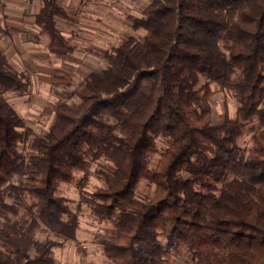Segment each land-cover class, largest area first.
<instances>
[{"label":"trees","instance_id":"obj_1","mask_svg":"<svg viewBox=\"0 0 264 264\" xmlns=\"http://www.w3.org/2000/svg\"><path fill=\"white\" fill-rule=\"evenodd\" d=\"M73 11L41 0L50 53L74 50L55 21ZM130 19L142 38H122L77 87L58 91L69 75L53 72L41 134L4 98L31 87L0 52V264H55L52 247L78 227L56 190L93 160L103 187L79 184L80 202L109 225L111 264H170L183 247L191 264H264V0H152ZM210 83L236 103L216 124ZM254 119L246 151L238 140ZM143 180L154 187L138 196ZM40 226L58 240L37 239Z\"/></svg>","mask_w":264,"mask_h":264},{"label":"rangeland","instance_id":"obj_2","mask_svg":"<svg viewBox=\"0 0 264 264\" xmlns=\"http://www.w3.org/2000/svg\"><path fill=\"white\" fill-rule=\"evenodd\" d=\"M152 0H58L61 5L72 9L68 19L57 17L56 28L72 43L74 50L71 53L60 55L52 60V71L57 66L61 71L68 73L69 84L59 85L58 91L71 90L77 87L90 71L107 66V54L120 44L122 38L132 36L141 39L144 31L132 27L131 17L140 16L142 10ZM46 36V35H45ZM47 38V36H46ZM45 79L39 80L36 76L29 77L30 91L20 95L15 92H6L3 96L6 101L22 117L26 126L34 134L46 131L53 119V114L45 111L51 101L56 100L50 73L48 69ZM28 74V73H27ZM44 80V81H42ZM32 85V86H31ZM212 95L209 98L212 107V122H221L225 113L234 115L236 103L234 99L220 89L215 83H210ZM258 131L256 119L247 122L238 143L248 151L252 144V137ZM32 137V136H31ZM28 141L23 149L28 150ZM164 140L156 137L157 151L152 160L156 162L164 148ZM103 160H93L85 171L74 172L70 182L59 184L56 193L67 199L72 211L77 213L78 227L75 236L66 242L52 247L55 264H111L102 251L100 239L105 236L109 226L92 218L88 209L80 202L79 184L85 191H94L103 187V182L97 177V170ZM24 179V178H22ZM154 185L141 181L137 195L141 196L153 190ZM36 237L39 240L50 238L58 240L56 234L45 226L37 228ZM170 264H191L189 249L183 247L171 258Z\"/></svg>","mask_w":264,"mask_h":264},{"label":"crops","instance_id":"obj_3","mask_svg":"<svg viewBox=\"0 0 264 264\" xmlns=\"http://www.w3.org/2000/svg\"><path fill=\"white\" fill-rule=\"evenodd\" d=\"M40 7L41 0H0V52L11 67L28 78L45 79L48 69L52 81L59 68L52 71L50 64L60 55L46 48L47 38L35 21Z\"/></svg>","mask_w":264,"mask_h":264}]
</instances>
